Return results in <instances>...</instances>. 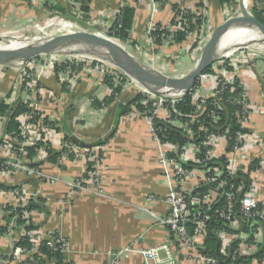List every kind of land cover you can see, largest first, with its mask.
Masks as SVG:
<instances>
[{"label":"built area","instance_id":"2783aa9c","mask_svg":"<svg viewBox=\"0 0 264 264\" xmlns=\"http://www.w3.org/2000/svg\"><path fill=\"white\" fill-rule=\"evenodd\" d=\"M150 2L152 14H155L158 2ZM238 2L232 0L231 3H223L228 18L239 14ZM245 4L249 9L256 6L264 16V2L245 0ZM75 6L78 11L79 4ZM194 9L180 6L173 13V22L170 20L168 24L160 25L159 30L167 33L162 36L161 48L174 44L176 32L182 31L186 34V40L197 42L200 52L212 30L203 6L197 10L201 24L191 29L188 14L193 13ZM119 17L120 9L111 22L91 32L115 40L110 35L111 27ZM195 20L193 18L192 23ZM155 24L150 22L145 31L151 45H155L152 35L156 30ZM244 49L237 54L235 51L221 53L211 65V71L198 78L188 91L191 95L190 111L179 106L188 92L161 94L149 91L121 70L98 60L79 62L65 60L57 55H50L48 60L43 55L38 56V59H30L21 67L18 83L24 94V103H28L31 110L18 117L19 132L15 137L7 133L0 137V172L10 174L22 171L28 175L33 174L35 168L31 163H40L44 160L42 157L49 156L47 150H53L52 140L47 137L53 128L50 125L52 120L41 111V103L46 94L41 83L43 76L53 74L60 84L68 87L85 74L99 76L102 80L105 76H113L116 85L119 80L125 79L124 83L135 86L140 98L130 105L128 112L119 117V121L141 116L147 124L151 139L159 147L158 161L169 184L165 197L169 210L166 215L155 218L157 224L170 231L174 244L124 246L107 252L104 264H121L127 254L140 256L143 264H178L174 249L189 264H264V158H250L253 150L262 151L263 140L260 133L245 126L251 114L259 112L264 116V104L254 100L245 81L247 74L253 70L257 72L260 81L264 80L260 75L262 72L264 74L260 66L264 62V55ZM109 90V94H112V89ZM228 105L237 108L228 112ZM230 117H234L237 129L233 130ZM3 119L0 116V123ZM164 133L179 136L181 143L163 138ZM41 142L43 145L37 147L30 161L25 157V147ZM59 152L61 154L57 163L71 155V159L79 157L85 166L84 176L70 182V195L85 189L103 191L97 175L100 157L95 148L63 140ZM6 193L10 194L11 200L3 209L10 206L11 210L3 212L10 214L11 218L0 236H10L16 229L14 243L24 237L30 243L29 249L13 244L12 260L22 261L27 256L38 254L40 241L45 239L54 250L65 255L68 242L60 233L42 231L39 227L31 230L23 227L30 223V212L24 208L32 195L20 185L12 186ZM148 199L154 200L152 196ZM16 209L21 211L18 213ZM18 218L23 221V225H17ZM210 238L214 240L212 245L209 243ZM214 247L215 254L211 253ZM0 264H9L2 254Z\"/></svg>","mask_w":264,"mask_h":264},{"label":"crops","instance_id":"0c3cea01","mask_svg":"<svg viewBox=\"0 0 264 264\" xmlns=\"http://www.w3.org/2000/svg\"><path fill=\"white\" fill-rule=\"evenodd\" d=\"M83 1L87 11L81 9L79 0H0V26L50 16L55 25L48 30V37L91 32L111 22L118 10L128 5L134 8L132 26L129 38L120 44L135 58L175 76L181 60L191 61L199 55L193 39L161 48L151 45L145 35L150 22L168 24L174 6L194 9L197 0L158 2L155 14H152L150 0ZM201 3L209 16L211 30L227 20L226 10L219 0H202ZM75 4L80 6L78 11ZM54 6L61 7L62 13L51 9ZM260 66L264 71V62ZM20 73L21 67L0 66V102L24 103L18 83ZM261 74L264 79L263 72ZM83 76L70 87L60 84L53 74L43 76L41 83L46 94L41 111L53 122L47 134L53 150H61L65 137L82 147L96 149L100 157L97 175L103 191L85 189L70 195V182L84 176L83 161L76 157L50 163L49 156H41L44 160L38 162L33 174L0 172V226L3 225V206L11 200L4 187L20 185L41 208L30 212V223L42 231L58 232L67 240L68 264H104L107 252L128 245L174 244L170 231L157 224L155 218L166 215L169 210L165 199L169 184L158 161L159 147L151 139L141 116L119 121L120 111L136 95L135 86L124 83L120 92L110 97V88L99 76ZM245 81L254 100L264 104V80L260 81L253 70ZM5 123L6 118L0 123V137L5 133ZM245 126L260 133L263 140L262 151L253 150L250 158H264V116L259 112L251 114ZM150 196L154 200H149ZM15 233L0 236L3 256L11 255ZM174 254L178 264H189L176 249ZM23 264L39 263L25 258ZM121 264H143V260L138 255L127 254Z\"/></svg>","mask_w":264,"mask_h":264},{"label":"water","instance_id":"95a60500","mask_svg":"<svg viewBox=\"0 0 264 264\" xmlns=\"http://www.w3.org/2000/svg\"><path fill=\"white\" fill-rule=\"evenodd\" d=\"M238 6L239 14L212 30L192 69L182 76L167 75L135 58L118 41L87 31L35 39L29 46L22 48H0V66L22 67L27 61L40 55L71 51L109 62L149 91L161 94L186 93L220 55L219 46L226 33L238 28H250L261 36L256 43L264 44V23L246 6L245 0H239Z\"/></svg>","mask_w":264,"mask_h":264},{"label":"trees","instance_id":"16d2710c","mask_svg":"<svg viewBox=\"0 0 264 264\" xmlns=\"http://www.w3.org/2000/svg\"><path fill=\"white\" fill-rule=\"evenodd\" d=\"M159 3H164L167 0H156ZM221 4L223 3H231L232 0H219ZM252 1H256V0H252ZM261 2H264V0H260ZM80 4H81V9L84 11H87V4L86 2H84L83 0H79ZM202 6V3L199 1L197 2L194 12H190L188 14L189 18L191 19L190 22V26L191 29H193L195 26H199L201 24V20L197 17V10H199ZM51 9H55L59 12L62 13V8L57 6L52 7ZM179 10V7L174 6V12L176 13ZM252 13L258 18V20H260L262 23H264V16L261 10H259L256 6H252L251 9ZM133 16H134V8L130 7L128 5H124L120 8V17L117 18L113 24V26L111 27L112 33L110 34L112 37L116 38V40L120 41H124L127 40L129 38V31L130 28L132 26V20H133ZM193 18H196L195 22L192 23ZM171 22H173V20H171ZM156 30L152 33V35L155 38V44L160 46L162 43V36H166V31L165 30H159L160 28V24L156 23ZM187 39L186 34L182 31H178L176 32L175 36H174V40L173 43H181L182 41H185ZM197 42L194 41V45H196ZM211 71V66L206 69L204 71V73H209ZM103 81L108 85V87L110 89H112V94L110 97H114L117 93L120 92L121 90V85L124 84L125 79L119 80V84H114V80H113V76H105ZM65 86V84H64ZM109 97V98H110ZM140 98V94H136L120 111V115L125 114L126 112H128L129 107L131 104H134V102H136V100ZM191 102V95L190 93H186L184 95V102L181 103L179 106L180 108H182L185 111H190L192 109V105L190 104ZM211 107V105L209 106ZM228 112L229 111H233L235 110L237 107L236 106H232V105H228ZM140 110H143L142 107H139ZM31 110V108L29 107L28 103H23V102H17L14 105H10L7 104L5 102H0V116L3 118H6V123H5V133L7 134H11L12 136H16L19 132V123H18V117L28 113ZM47 118V117H46ZM230 119L232 120V124L234 126V129H237V125H236V121L234 119V117H230ZM46 121V119H45ZM50 125L53 127V122L50 123ZM163 138H169L171 139V141L173 142H178L181 143V139L179 138V136L173 134V133H164V135H162ZM66 141H71L69 138L65 137ZM43 145V142L35 145V146H27L25 147V157L28 158L30 161L33 160V157L36 153L37 147ZM48 162L50 163H55L57 161V159L60 157V152H56L55 150H51L48 149ZM68 157L71 159V155H68ZM38 163L32 164V167H36L38 166ZM12 188V186H7L4 187V190L10 189ZM10 206H5L3 211L5 212L6 210H11ZM25 210H27L28 212H31L33 210H41L40 207H38L37 205V201L34 200L33 198L30 199L29 204L24 208ZM15 211H17L18 213L21 211V209H16ZM3 212V225L0 226V234L4 233L7 227V224L10 221L11 215H7ZM17 225L21 226L23 225V221H21L19 218L17 219ZM26 230H31V229H37V226L28 223V225H24L23 226ZM209 243L210 245H212L214 243V240L212 238L209 239ZM14 246H22V247H26L29 249L30 247V243L28 242L27 238H21L19 241H16L14 243ZM213 254H215L216 250L215 247L211 250ZM5 259H7L9 261V264H23L24 260L22 261H13V257L12 255L9 256H4ZM26 259L31 258L33 260H35L36 262H38L39 264H48L49 262H55V264H62V263H66L68 264V262L66 261L65 255L60 253L59 251H56L52 248V246H50V244L48 243V241L42 240L40 241V246H39V252L38 254H34L32 256H27L25 257Z\"/></svg>","mask_w":264,"mask_h":264},{"label":"rangeland","instance_id":"374dc122","mask_svg":"<svg viewBox=\"0 0 264 264\" xmlns=\"http://www.w3.org/2000/svg\"><path fill=\"white\" fill-rule=\"evenodd\" d=\"M54 25H55V23L53 22V20L51 19L50 16H44L43 18L30 19L29 21H25L22 24H14L12 26H3V27L0 26V38H1L0 44L13 43V42H17V41L23 40V39L35 40V39H39V38H43V37H48L50 35V32H48V30L50 28H52ZM2 37H3V39H2ZM9 37L10 38L13 37V38H15V40L13 42H10ZM253 40H255V41H253ZM116 41H118V40H116ZM257 41L258 40H256L255 36L252 34L232 36L231 38L228 39V41L226 43H227V45L231 44L233 46H231L230 50L224 51V54H227L231 51H235L236 52L235 54H237L241 49L245 48L244 51L259 52L261 55H264V44L262 47L261 45H258V43H256ZM118 43H120V42L118 41ZM134 53L137 54V53H141V52H134ZM54 55H57L60 58L65 59V60H78L79 62L82 60H88V61L98 60V61H100V62H102L108 66H113L116 70L119 71V69L116 66L110 64L109 62H107L103 59H100L98 57L91 56V55L84 54V53H75V52L70 51V52L61 53V54H54ZM49 56H50L49 54L43 55L44 59H46V60H48ZM38 58L39 57H37V59ZM195 60H196V58H194L191 61H189V60L184 61V59L181 60L182 65L176 69V71L174 73L175 76H177V75L182 76V75H185L186 73H188L192 69V67L195 63ZM162 72L164 73L166 71L162 70Z\"/></svg>","mask_w":264,"mask_h":264},{"label":"bare ground","instance_id":"6f19581e","mask_svg":"<svg viewBox=\"0 0 264 264\" xmlns=\"http://www.w3.org/2000/svg\"><path fill=\"white\" fill-rule=\"evenodd\" d=\"M244 34H252L255 36L256 40H260L261 39V36L256 33L253 29H250V28H238V29H234L228 33H226L220 43V46H219V53H224V51H228L230 50L231 44H228L227 45V41L229 38H231L232 36H236V35H244ZM5 36V35H4ZM7 37V36H6ZM5 37V38H6ZM39 37V36H38ZM1 39V38H0ZM3 39V37H2ZM40 39V38H39ZM15 40V38H10L9 37V41L10 42H13ZM251 40V39H250ZM6 41V40H5ZM31 41L32 40H27V39H23V40H19L17 42H13V43H4V44H0V48H3V49H11V48H22V47H26V46H29L31 44ZM255 41V40H253ZM247 42V41H246ZM226 43V44H225ZM245 43V42H244ZM225 44V45H224ZM263 47V44L261 45ZM260 46V47H261ZM233 48V47H232ZM162 72V71H161Z\"/></svg>","mask_w":264,"mask_h":264}]
</instances>
